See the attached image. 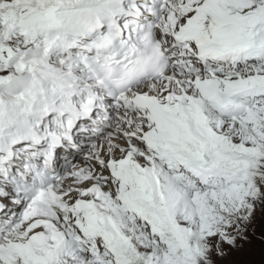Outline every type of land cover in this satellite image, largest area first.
I'll return each mask as SVG.
<instances>
[{"label":"snow or ice","instance_id":"6c2138e0","mask_svg":"<svg viewBox=\"0 0 264 264\" xmlns=\"http://www.w3.org/2000/svg\"><path fill=\"white\" fill-rule=\"evenodd\" d=\"M0 264H264V0H0Z\"/></svg>","mask_w":264,"mask_h":264}]
</instances>
